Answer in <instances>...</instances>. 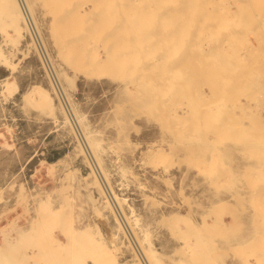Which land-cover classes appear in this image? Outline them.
<instances>
[{
	"label": "rangeland",
	"instance_id": "1",
	"mask_svg": "<svg viewBox=\"0 0 264 264\" xmlns=\"http://www.w3.org/2000/svg\"><path fill=\"white\" fill-rule=\"evenodd\" d=\"M30 1L38 29L60 82L67 88L70 107L80 119L90 150L66 116L67 106L55 92L54 82L48 77L21 15L15 23L12 21V11L21 13L18 5L4 0L0 3V252L8 255L9 239L18 235L28 240L27 245H22L23 251L38 254L45 250L58 258L68 256L71 259L65 264H144L113 208L112 198L105 193L108 185L152 263L264 264V85L249 86L246 91L240 83L226 93L219 90L221 83L214 84L223 75L226 78L231 68L236 73L230 70L228 77L249 78L254 66L259 70L255 74H262L258 76L264 83V32L259 29L264 28V0H197L204 9L196 5L202 11L191 12V0L170 2L164 16L193 14V18L197 16V25L192 20L197 30L188 32L190 36L185 30L184 35H176L174 43L167 45L164 60L161 56L155 60L163 54L162 50L154 53L157 55L144 56L141 52L140 58L131 64L120 63L111 68L106 67L109 62L102 60L106 57L105 44L100 35H93L99 30L83 24L79 28L84 30H74L81 32L77 33L80 37L73 32L77 36L71 38V47L65 46L61 43L62 31L53 28L55 14L50 6L45 0ZM65 1L69 3L63 6H72V17L78 12L88 22L98 15L90 11L94 8L92 0ZM127 1L125 6L133 4ZM151 2L136 0L135 5L142 7ZM244 6L250 12L241 11ZM234 10L241 12L237 25L229 19ZM208 15L209 20L205 19ZM211 16L227 17L232 24L224 20L225 26L222 19L220 25V19ZM168 21L160 20L164 36L176 33L175 26L174 30L165 27ZM244 21L249 23L245 26ZM11 24H17L18 30L14 31ZM218 24L224 30L211 37ZM231 32L237 34V46L234 41L227 43ZM180 39L187 45L184 42V47L180 46ZM247 39L254 48L249 47ZM84 43L93 46H87V50H92L87 52L90 55L86 69L96 67L99 72L104 68L100 70L104 73L87 75L85 67L78 68L75 60L69 58L70 49H81L87 45ZM197 46L200 51L214 49V61L228 65L226 76L223 67L222 76L221 69L207 72L211 76L219 73L217 79L206 72H200L205 76L198 75L194 67L193 71L192 61L200 52ZM220 46L231 55L229 58L217 51ZM231 46L237 48L236 52ZM145 59L152 62L146 63L149 68L142 63ZM102 62L107 65L99 68L97 64ZM158 73L162 75L156 76ZM38 86L47 89L51 96L46 107L38 104L33 95L41 93ZM213 104L218 106L214 108ZM238 121L242 127H236ZM92 159L98 162L101 177ZM45 209L60 210V218L42 216ZM88 226L98 229L101 236L96 235L94 240L79 236L78 232ZM58 240L68 242L67 251L54 249Z\"/></svg>",
	"mask_w": 264,
	"mask_h": 264
},
{
	"label": "bare ground",
	"instance_id": "2",
	"mask_svg": "<svg viewBox=\"0 0 264 264\" xmlns=\"http://www.w3.org/2000/svg\"><path fill=\"white\" fill-rule=\"evenodd\" d=\"M4 0H0V3L1 2H3ZM5 1H7L8 3L10 2H12V3H15L16 2V4L18 5V8L20 9V12L21 13H19V11H18V15H17V12H16V14L14 13V11H12V21H13V23H15V21H17V17L18 16H20V17H22V19L24 20V22H25V24L27 25V27H28V30H29V33L33 36V39H34V41H35V43H36V45H37V50L39 51V54L41 55V57L40 58H42V60H43V64L46 66L45 68H47V71L46 72H48L49 73V75L50 76H48V77H51V79H52V81L54 82L53 84H54V86H53V88L55 87V92L57 93V95H59L60 96V98L63 100V103H65L64 105H66L67 106V110L66 111H68V115L66 114V116L67 117H69V119L72 121V123H73V125L75 126V129L77 128L78 130L77 131H79L78 132V136L81 138V139H83V141L82 142H84V145H85V147L86 146H88V149L90 150V147H89V145H88V143H87V139H86V136H85V134H84V132L82 131V129H81V127H80V124H79V122H80V119L78 120L77 119V117L75 116V114H74V112H73V110L71 109V107H70V103H69V100H68V97H67V88H66V86L64 87V85H62L61 84V82H60V76L58 75V72L56 71V67L54 66V63L52 62V57L50 56V54H49V51H48V47L46 46L47 44H45V42H44V39L42 38V35H41V33H40V31H39V29H38V27L39 26H37V24H36V21H35V18H34V10L33 9H35L34 7H33V3H31V1L30 0H5ZM93 1V3H94V8L93 9H90V11L91 12H95V13H98V15L94 18V19H91V20H89L88 19V22H87V20H83V19H81L80 18V16H78V12L77 13H75L76 14V16L75 17H72V13L74 12L73 11V9L72 8H70V7H72V6H70L69 8H66L65 6H63V5H65L66 3H69V2H66L65 0L63 1V0H45V4H47L48 6H50V10H51V12H53L52 14H55V19H54V21H53V28L55 29V31L56 30H61L62 32L60 33L61 34V40H62V42L61 43H63L65 46L66 45H68V47L73 43V41H72V39L71 38H73V37H75V36H77V38H79L80 37V33L81 32H77V33H79V34H77L76 32H74V30L75 29H77V27H78V31H80V30H84V29H82V28H79L80 26H82L83 24H88V25H90V26H93V27H91V28H93V29H97V30H99L98 32H94L93 33V35H95L96 33H97V35L99 36L100 35V37H101V40L103 41V43L105 44L104 45V47H105V52H106V57H105V59H103L102 58V60L104 61H107L106 63H110V62H112L111 63V65L108 63V65L105 63V65H103L104 64V62H102V65H101V63L98 65L97 64V66L100 68V67H102V66H106V67H113V66H115L116 65V67H118V65L120 64V63H124V64H127L128 65V63L129 64H131L130 62H132V60H138V58H140V53L142 54V55H144V54H150V53H155L156 51L158 52L159 50H162V55H159L158 56V58H156L155 60H157V59H163L164 58V56L165 57H167V45H170V44H172V43H174V41H172L175 37H177L176 35H179V36H182V35H184V32H185V34L187 33V36L189 35L190 36V33L188 34V32H193L194 31V29H196L195 28V26L198 24V23H196V19H194V18H196V17H194L193 18V14H191L192 16H190L189 15V13H188V17L187 16H185L183 13H181V15L182 16H178V15H172V16H164V12H165V7H166V4H168V3H174V1L176 2L175 4H179V2H182V1H180V0H159V1H157V0H152V2L151 3H149L147 6H136L135 5V3H136V0H130L131 1V3H133L132 5L130 4V6H125L127 3H128V1L127 0H92ZM129 1V2H130ZM138 1V0H137ZM185 1V0H184ZM197 0H195V1H192L191 0V3H193V5H192V7H194L193 9H192V7H191V9H187L189 12H191V10H201L203 7H201L202 5H200L199 3H198V1L196 2ZM236 1V0H235ZM75 2H77V1H75ZM141 2V1H140ZM144 2V1H143ZM146 2V1H145ZM149 2V1H148ZM186 2H190L189 0H187V1H185L184 3H186ZM60 3V4H59ZM64 3V4H63ZM81 3V2H80ZM89 3V2H88ZM152 3H154V4H158L159 3V5L160 6H152L153 4ZM196 3V4H195ZM245 3V2H244ZM63 4V5H62ZM147 4V3H146ZM183 4V3H182ZM182 4H181V6H182ZM188 5L190 4V3H187ZM203 4V3H202ZM51 5H53L54 7H52L51 8ZM57 5H59V6H61V7H57ZM78 5V4H77ZM76 5V6H77ZM138 5V4H137ZM142 5V4H141ZM191 5V4H190ZM196 5H198V7H200L201 9H198V7L196 6ZM200 5V6H199ZM63 6V7H62ZM74 6V5H73ZM83 6V5H82ZM180 6V7H181ZM197 8H196V7ZM203 6H204V4H203ZM74 8V7H73ZM187 8H189V7H187ZM248 7H246V6H244L242 9L243 10H241V11H243V12H250V8H248ZM204 9V8H203ZM61 10H63L64 12H67V14H63V12L61 11ZM167 10H170V9H168L167 8ZM180 10V9H179ZM185 10H186V8H185ZM186 10V12H188ZM229 10V9H228ZM164 11V12H163ZM172 11V10H171ZM170 11V12H171ZM182 11V10H181ZM202 11V10H201ZM220 11V10H219ZM50 12V13H51ZM137 12H140V14L141 13H143L142 15H140V14H138ZM163 12V13H162ZM183 12V11H182ZM206 12V11H205ZM252 12V11H251ZM112 13V14H111ZM125 13V14H124ZM128 13H132V15L131 14H128ZM135 13H137V16L135 15ZM193 13V12H192ZM75 14H73V15H75ZM200 15H202V14H200ZM258 15V14H257ZM53 17V16H52ZM202 17V16H201ZM204 17V16H203ZM207 17H209V15L208 16H205V19L207 18ZM212 17V16H211ZM210 17V18H211ZM240 17H241V12L239 11V10H234V15L231 17V18H229L230 19V21L231 22H234V24L235 25H237V22H238V20L240 19ZM214 20L215 19H220V20H218L219 22L223 19V21H222V23L224 22V20H225V22H227V23H229V24H232L230 21H228V19H227V17H225V18H222V17H212ZM87 19V18H86ZM186 19H187V22H185L186 21ZM208 19V18H207ZM160 20H169L168 21V23L166 22V25H165V27L166 26H168V28H173L172 30H174V28L176 27V33L174 34V33H172L170 36H164V34H165V31L164 32H162L161 30H163L162 28H160V27H163L162 25H160ZM174 20H176V21H174ZM182 20H183V22H182ZM189 20V21H188ZM192 20H194L195 21V23H196V25H195V23H194V21H192ZM209 20V19H208ZM157 21H159V22H157ZM205 21V20H204ZM259 21V20H258ZM3 22V21H2ZM7 22V21H6ZM174 22H176V23H174ZM203 22V21H202ZM217 22V21H216ZM225 22H224V25H225ZM245 22V21H244ZM18 23V22H17ZM163 23H165V22H163ZM187 23V24H186ZM247 23H249L248 21H246L245 23H244V25L245 24H247ZM259 23V22H258ZM3 24V23H2ZM162 24V23H161ZM220 25H222L221 24V22L219 23ZM218 24V25H219ZM228 24V25H229ZM12 25V27H14V31H17L18 30V26H17V24L15 25V24H11ZM14 25V26H13ZM218 25H216V27L218 26ZM218 26L216 29L215 28H213L215 31L212 33V35H211V37L212 36H214V35H216L215 33L217 32V34H220V33H218V32H221V31H223L224 30V27H221V26ZM85 26V25H84ZM173 26H175V27H173ZM212 26V25H211ZM225 26H227V24L225 25ZM246 26V25H245ZM88 27V26H87ZM198 27V26H197ZM209 27V26H208ZM214 27V26H213ZM260 27V26H259ZM262 27H263V25H262ZM164 28V27H163ZM201 29V28H200ZM225 29H228V27L227 28H225ZM259 29H261L262 30V32H264V28L262 29V28H259ZM167 30H169V29H167ZM172 30H169V32L171 33V31ZM185 30V31H184ZM197 30V29H196ZM212 30V29H211ZM76 31V30H75ZM157 33H156V32ZM159 31H161L162 32V34H161V32L158 34V32ZM208 31H210V30H208ZM229 31V30H228ZM60 32V31H59ZM59 32H57L58 34H59ZM76 33V34H74V33ZM93 32V31H92ZM155 32V33H154ZM192 32H191V34H192ZM198 32V31H197ZM197 32H196V34H197ZM227 32V31H226ZM19 33V32H18ZM164 33V34H163ZM198 33H200V34H202L201 32H198ZM210 33V34H211ZM229 33V32H228ZM254 33V32H253ZM259 33V32H258ZM8 34V33H7ZM6 34V35H7ZM59 34V35H60ZM158 36H157V35ZM160 34H161V36H160ZM167 34V33H166ZM10 35V34H9ZM75 35V36H74ZM96 35V36H97ZM156 35V38L154 37ZM167 35H169V34H167ZM195 35V34H194ZM198 35V34H197ZM203 35V34H202ZM257 35V34H256ZM259 35V34H258ZM81 36H82V34H81ZM90 36V35H89ZM92 36V35H91ZM187 36H185L186 38H187ZM196 36V35H195ZM200 36V35H199ZM209 36V35H208ZM261 36V35H260ZM259 36V37H260ZM58 37V36H57ZM83 37V36H82ZM86 37H87V34H86ZM94 37V36H93ZM215 37H218V36H215ZM229 37V41L227 42V41H223V42H227V43H229V44H231L230 42L231 41H234V39L237 37V34L236 33H233V32H231V34L228 36ZM32 38V37H31ZM84 38V37H83ZM82 38V39H83ZM178 38V37H177ZM176 38V39H177ZM181 38H183V37H181ZM198 38V37H197ZM210 38V37H209ZM214 38V37H213ZM227 38V37H226ZM96 40V42H97V39L98 38H95ZM201 39V38H200ZM203 39V38H202ZM237 39V38H236ZM240 39V38H239ZM255 39L258 41L259 39H257V37H255ZM78 40V39H77ZM80 40V39H79ZM184 40V39H183ZM211 40V39H210ZM214 40H215V38H214ZM221 40V39H220ZM248 40V39H247ZM261 40V39H260ZM198 41V40H197ZM236 41V42H235ZM234 42H232L234 45L235 44H237V40H235ZM250 39L247 41L248 43L247 44H250L251 46H249V47H252V48H254L255 46L252 44V42L250 41ZM87 42V41H86ZM99 42V41H98ZM176 42V41H175ZM185 42V41H184ZM184 42L182 41L181 42V39H180V46L183 44L184 45ZM191 42V41H190ZM213 42V40H211V43ZM216 42V40L214 41V43ZM221 42V41H220ZM101 43V42H100ZM178 43V42H177ZM189 43V42H188ZM226 43V44H227ZM239 43L241 44V42L239 41ZM85 44H87V45H85ZM63 45V46H64ZM84 45H85V47H83V48H81V49H79V47L78 48H74V47H72L69 51L71 52V54H69L68 53V55L70 56L69 58H71V60H73L74 61V64L78 67V68H80V69H83L84 70V67H85V73L87 74V75H100V74H102V73H104V71L103 72H101L100 70H103L104 68H102V69H99V72L98 71H96V69H98V68H96L95 67V70H92V66H94L93 64L94 63H92V68L91 69H86V67H89V64H87L86 62V60L88 59V56L90 55H88L87 56V52L89 51V50H92V49H89L88 48V50H87V46H89L88 45V43H84ZM182 45V46H183ZM185 45H187L186 44V42H185ZM65 46H64V48H65ZM73 46V45H72ZM91 46V45H90ZM89 46V47H90ZM98 46V45H97ZM153 46H154V49H153ZM190 46V45H189ZM215 46H217V45H215ZM235 46H237V45H235ZM254 46V47H253ZM71 47V46H70ZM92 48H93V46H91ZM184 47V46H183ZM182 47V48H183ZM198 47V46H197ZM210 47V46H209ZM232 47V46H231ZM67 48V47H66ZM169 48H171V47H169ZM176 48V47H175ZM181 47H179L178 46V49H180ZM181 48V49H182ZM187 48V47H186ZM194 48H195V46H194ZM200 47H198V50L200 51V49H199ZM212 48H214V47H212ZM99 49V48H98ZM158 49V50H157ZM177 49V48H176ZM180 49V50H181ZM192 49H193V47H192ZM217 51H223L224 52V56H223V58H229L230 56H228L229 54H227L226 53V49L222 46H220V47H217ZM250 49V48H249ZM66 50V49H65ZM64 49H63V53H64V51H65ZM93 50H95V47H94V49ZM214 50V49H213ZM213 50H211V48L210 49H201V51L199 52V55H195V58L193 59V61H192V69H193V67L197 70V72H198V75H199V73L200 72H206V74L208 75V73H210V71H211V73L210 74H212V71H215V70H220V74L219 73H217V74H219L220 76H222V67H223V70H225L226 69V71L224 72L223 71V74H225V76H226V72L228 71L227 70V66H223V65H221L222 63L221 62H216V61H214V58H213ZM230 50V49H229ZM232 50L233 51H235L236 52V50H237V48H236V50H235V48L233 49V47H232ZM255 50V49H254ZM100 51V50H99ZM179 51V50H178ZM186 51H188V50H186ZM190 51V50H189ZM192 51V50H191ZM211 51V52H210ZM232 51V52H233ZM96 52V51H95ZM161 52V51H160ZM171 52H173V50H171ZM183 52V51H182ZM193 52V51H192ZM197 52V51H196ZM259 52V51H258ZM89 53V52H88ZM93 53V52H92ZM191 53V52H190ZM255 53V52H254ZM67 54V53H66ZM94 54V53H93ZM166 54V55H165ZM178 54V53H177ZM253 54V53H252ZM96 55V54H95ZM104 55H105V53H104ZM154 55H157V54H154ZM153 55V57H155ZM191 55V54H190ZM145 56V55H144ZM160 56H161V58H160ZM177 56V55H176ZM197 56V57H196ZM91 57H93V56H90L89 58H91ZM152 57V58H153ZM157 57V56H156ZM171 57V56H170ZM221 57V56H220ZM251 57V56H250ZM261 57V56H260ZM98 58V57H97ZM143 58V57H142ZM181 58V57H180ZM189 58V57H188ZM92 59H94V58H92ZM144 59V58H143ZM147 59V58H146ZM146 59H145V61L144 62H142V63H144L145 65H144V67H147V68H149V63H152V62H146ZM165 59H167V58H165ZM247 59H249V58H247ZM252 59V58H251ZM262 59V58H261ZM95 61H96V59H94ZM101 59H100V61H98V62H101L102 61ZM153 60H154V58H153ZM154 60V61H155ZM164 60V59H163ZM169 60V59H168ZM171 60V59H170ZM179 60V59H178ZM245 60V59H244ZM250 60V59H249ZM89 61V60H88ZM92 61V60H91ZM148 61V60H147ZM153 61V62H154ZM76 62V63H75ZM160 61H158V63H159ZM169 62V61H168ZM229 62V61H228ZM91 63V62H90ZM96 63V62H95ZM148 65H147V64ZM171 63V62H170ZM64 64V63H63ZM163 64V63H162ZM225 64V63H224ZM236 64H237V62H236ZM256 64V63H255ZM91 65V64H90ZM137 65V64H136ZM151 65V64H150ZM165 65L166 66H168V64L167 63H165ZM191 64H189V66H190ZM243 64H241V66H242ZM59 66V65H58ZM138 66V65H137ZM166 66H165V68H166ZM183 66V65H182ZM258 66V65H257ZM66 67V66H65ZM68 67V66H67ZM169 67V66H168ZM178 67V66H177ZM177 67H176V69H177ZM181 67V66H180ZM185 67V66H184ZM229 67H231V65L229 66ZM243 67V66H242ZM248 67V66H247ZM260 67V66H259ZM109 68V69H110ZM173 68V67H172ZM187 68V67H186ZM235 68H237L236 66H235ZM254 68H255V70L257 71L258 69H256V66H254ZM175 69V68H174ZM179 69V68H178ZM183 69V68H182ZM181 69V70H182ZM188 69V68H187ZM250 69V68H249ZM263 69H264V65H263ZM168 70H169V68H168ZM167 70V71H168ZM230 70H232L233 71V69L231 68ZM228 71V73L230 72V74L228 75V73H227V75L228 76H230L231 75V73H232V71ZM253 71V69L251 70L252 71V73H251V71H250V73L249 74H251V76L252 77H255V78H251V76H247V77H249V78H246L245 76L244 77H242V78H231V77H224V75H223V78H222V80H219V82L217 83H214L215 85H218L219 83H221V86H220V84H219V90H220V88L222 89V90H226V93H228L227 91L228 90H230V89H233V91H234V87L237 85V84H240V83H242V85H244L245 86V90L246 91H248V90H250V88H248L249 86L250 87H257V86H260V85H264V83H263V81L259 78L260 76H258V75H262V74H255V73H257L256 71ZM107 71V68L105 69V72ZM109 71V70H108ZM152 71V70H151ZM193 71H195L194 69H193ZM259 71V70H258ZM263 70L261 69V71L260 72H262ZM155 72H157V71H155ZM161 72V71H160ZM208 72V73H207ZM216 72V71H215ZM217 72H219V71H217ZM234 73H236V71L234 70L233 71ZM248 72V71H247ZM154 73V72H153ZM163 74H164V72H162ZM162 73L160 74V73H158V74H156V76L157 75H162ZM166 73V72H165ZM200 74H202V73H200ZM208 75V76H210V77H216V78H214V79H217V74L215 73L214 74V76H211V75ZM255 74V75H254ZM145 75H146V73H145ZM154 75V74H153ZM202 75H204L205 76V73L204 74H202ZM206 75V76H207ZM233 75V74H232ZM240 75V74H239ZM246 75H247V73H246ZM258 76V77H257ZM137 77V76H136ZM153 77V76H152ZM164 77V76H163ZM166 77H167V74H166ZM184 77H185V75H184ZM184 77H183V80H184ZM68 78H70V77H68ZM165 78V77H164ZM71 79H74V78H71ZM70 79V80H71ZM148 79H150V78H148ZM153 80H154V78H152ZM220 79V78H219ZM70 80H69V82H70ZM75 80V79H74ZM142 80V79H141ZM187 80V79H186ZM72 81V80H71ZM144 81H145V79H144ZM221 81V82H220ZM74 82V81H73ZM157 82V81H156ZM160 82V81H159ZM213 82V81H212ZM222 82H224V83H222ZM201 83V82H200ZM202 83H203V81H202ZM201 83V84H202ZM210 83V82H209ZM9 84V83H8ZM190 84V83H189ZM197 84V83H196ZM195 84V85H196ZM204 84H205V82H204ZM207 84V83H206ZM224 84V85H223ZM70 85V84H69ZM200 85V84H199ZM74 86V85H73ZM205 86H208V85H205ZM239 86V85H238ZM243 86V87H244ZM38 87H41V86H38ZM242 87V86H241ZM247 87V88H246ZM37 88V87H36ZM35 88V89H36ZM217 88V87H216ZM236 88V87H235ZM33 90L32 91H34V87L32 88ZM241 89H243V88H241ZM254 88H252V90H253ZM10 90V89H9ZM39 90H40V88H39ZM214 90V89H213ZM219 90H217V91H219ZM261 90V89H260ZM36 91V90H35ZM34 91V92H35ZM38 91V90H37ZM41 93H34L33 95L35 96V98H37V103L38 104H41L43 107H46V105L47 104H50L51 103V96H50V94H49V91L47 90V89H45V88H43V87H41ZM188 91H190V90H188ZM239 91V90H238ZM199 92V91H198ZM33 93V92H32ZM195 93H196V91H195ZM3 94V93H2ZM54 94V93H53ZM222 94V93H221ZM25 97L27 96V95H24ZM30 96H31V94H30ZM33 97V96H32ZM198 97V96H197ZM228 97H229V95H228ZM234 97V96H233ZM27 98H28V96H27ZM25 99V98H24ZM31 99V98H30ZM59 99V98H58ZM33 100V99H32ZM31 100V101H32ZM172 100V99H171ZM60 101V100H59ZM255 102V101H254ZM61 103H62V101H61ZM220 103V102H219ZM227 104V103H226ZM226 104H225V106H226ZM214 105H216V104H213V106ZM30 106H32V105H30ZM41 106V108H43ZM213 106L211 105V109L213 108ZM216 106H218V105H216ZM220 106V105H219ZM214 108H216L215 106H214ZM58 109V108H57ZM225 109V108H224ZM213 110V109H212ZM211 111V110H210ZM52 112V111H51ZM213 112V111H212ZM211 112V113H212ZM207 113V112H206ZM226 113V112H225ZM220 116V115H219ZM72 118V119H71ZM172 118V117H171ZM194 118V117H193ZM213 118V117H212ZM228 121V120H227ZM226 122V121H225ZM244 122V121H243ZM69 123H70V121H69ZM238 123L239 124H237V126L236 127H238V126H240V127H242L243 125H241L240 124V121H238ZM232 125H234V124H232ZM73 128V127H72ZM74 129V128H73ZM239 130L240 131H242L241 130V128H239ZM238 130V131H239ZM77 133V132H76ZM245 133H247V132H245ZM88 135V134H87ZM75 137V136H74ZM88 137H90L89 135H88ZM80 138H79V140H80ZM90 140V139H89ZM81 141V140H80ZM92 143V142H91ZM94 145V144H93ZM87 148V147H86ZM83 149V148H82ZM85 151V150H84ZM86 152V151H85ZM89 153H92V152H89ZM92 155V154H91ZM90 155V156H91ZM94 158V157H93ZM93 160V166H94V169H96L97 170V172L100 174V175H98V176H100L101 177V175H102V173H101V169L99 168V164H97L96 163V161L94 160V159H92ZM217 160V159H216ZM96 172V171H95ZM99 177V178H100ZM103 177V176H102ZM104 179V178H103ZM104 182H105V180H104ZM103 184V183H102ZM260 184V183H259ZM107 187V191H106V189H104L105 190V193H109L108 195L112 198L111 199V201L113 202L112 204L114 205L115 204V206H113V208H114V210L118 213V216H119V218H120V220H121V222H122V224H124V226L127 228V230H128V233H129V235H130V237H131V239L133 240V242H134V244H135V246H136V248H137V250H138V253H139V257L141 258V260L143 261V263L144 264H154V263H152V260L150 259V256L148 255V253L147 252H144L143 251V249H142V245L140 244V242H138V240H137V238L135 237V235H134V233H133V231H132V228L130 227V222H129V220H128V218H127V216L120 210V205L118 204V202H117V200H116V197L114 196V193H112V190L110 189V187H108V185L107 186H105V188ZM2 190V189H1ZM108 196V197H109ZM109 197V198H110ZM112 206V205H111ZM44 209V208H43ZM42 213L43 214H41L42 216L43 215H45L46 214V216L48 217V218H50V219H57V218H60V216H61V212H60V210H57V211H51V210H47V209H45V210H43L42 211ZM16 219V218H15ZM49 219V220H50ZM60 220V219H59ZM135 221L136 222H138V218H136L135 219ZM13 222H15V221H13ZM47 223V222H46ZM53 224V223H52ZM68 225V224H67ZM68 227H70V225H68ZM68 227H66L65 228V230L68 228ZM205 227H207V224L205 225ZM126 230V229H125ZM45 232V231H44ZM65 232H68V231H65ZM68 234V233H67ZM67 234H66V236H67ZM69 234H70V232H69ZM65 235V234H64ZM78 235L79 236H81V237H83V238H85V239H91V240H94L95 238H96V235L97 236H101V233H100V231L98 230V229H95V227L94 226H88V227H86V228H83L81 231H79L78 232ZM70 236V235H69ZM69 236H68V238H69ZM203 236V235H202ZM74 237H76V236H74ZM51 240H52V238H51ZM57 240V239H56ZM70 240V239H69ZM28 242V240L24 237V236H22V237H18V235L17 236H11V238L9 239V245H8V250H7V252H8V255L7 254H3L2 252H0V264H65L64 262L65 261H69L71 258H69L68 256H66V257H63V258H58V257H55V254H53V253H48L47 251H39V253L38 254H36V253H34V254H30V253H28L27 251H23V249H22V245H23V243L24 244H26V243ZM56 244H57V246L56 247H54V249L56 250V249H58V250H66L67 248H68V242H62L61 240H58V241H56L55 242ZM27 245V244H26ZM33 247H34V245H32ZM37 248V247H36ZM54 249H53V251H54ZM0 250H1V248H0ZM67 251V250H66ZM203 251V250H202ZM97 264V263H96Z\"/></svg>",
	"mask_w": 264,
	"mask_h": 264
}]
</instances>
